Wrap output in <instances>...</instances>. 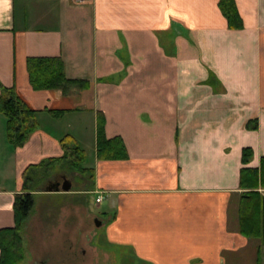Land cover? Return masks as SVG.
I'll list each match as a JSON object with an SVG mask.
<instances>
[{"label": "crops", "instance_id": "crops-1", "mask_svg": "<svg viewBox=\"0 0 264 264\" xmlns=\"http://www.w3.org/2000/svg\"><path fill=\"white\" fill-rule=\"evenodd\" d=\"M234 1L238 29L218 0H0V86H14L40 123L15 148L0 114V228L14 225L24 169L60 157L68 135L93 178L54 171L34 192L39 214L64 203L97 221L90 204H104L109 218L97 217L99 225L131 245L139 264L239 260L250 239L231 224L228 206L241 192L242 149H252L248 167L264 156V0ZM27 57H60L67 78L89 85L68 95L34 90ZM98 116L106 138L122 139L126 159L96 157ZM62 179L68 191L46 190ZM36 233H44L37 223L27 262L44 264Z\"/></svg>", "mask_w": 264, "mask_h": 264}, {"label": "trees", "instance_id": "trees-1", "mask_svg": "<svg viewBox=\"0 0 264 264\" xmlns=\"http://www.w3.org/2000/svg\"><path fill=\"white\" fill-rule=\"evenodd\" d=\"M218 8L232 29L242 27V19L234 0H218ZM28 80L34 90L61 89L68 95L72 90L87 88V80L69 79L60 57H27ZM54 118L61 117L64 110H48ZM0 114L5 116L6 136L13 147H22L30 135L40 127L38 111L29 107L18 95L14 86H0ZM96 134V157L100 160H121L128 157L125 145L118 136L106 138L103 119L98 116ZM248 128H255L256 121H249ZM62 149L60 157L42 160L28 165L22 173V191L15 194L13 201L14 225L0 228V264H20L25 257L22 228L34 205V192L43 190L48 177L63 170L81 178H93L92 168L85 166L86 154L68 135L59 139ZM252 158V149L244 147L241 161L244 165L239 173V193L236 206L237 230L250 240H258L255 264H262L264 246V156L258 167L245 166ZM92 182V181H91Z\"/></svg>", "mask_w": 264, "mask_h": 264}, {"label": "rangeland", "instance_id": "rangeland-1", "mask_svg": "<svg viewBox=\"0 0 264 264\" xmlns=\"http://www.w3.org/2000/svg\"><path fill=\"white\" fill-rule=\"evenodd\" d=\"M43 205L42 197L36 196L31 209L34 216L28 224L26 222L29 220H26L22 229L26 257L20 264H29L27 261L31 260L29 259L31 252L29 236L32 235L33 224L36 226V223L44 229V233H36V244L44 249L43 253H36L43 256L44 264H139L140 261L134 256L131 245L118 244L109 237L107 226L99 225L100 219L97 217L103 220L109 218L108 214H103V211L107 212L104 204L100 209L94 203L90 204L97 221L94 218L91 219L92 216L86 215L82 210L80 211V208L73 209L69 204L64 203L48 206L43 213L39 214ZM236 206L237 199L234 198L228 206L233 225H237ZM37 214L43 217L42 220H37ZM258 245V240H250L242 257L233 264H255ZM261 248L262 264H264V246ZM34 261L41 264L35 257ZM141 264L149 263L141 261Z\"/></svg>", "mask_w": 264, "mask_h": 264}, {"label": "water", "instance_id": "water-1", "mask_svg": "<svg viewBox=\"0 0 264 264\" xmlns=\"http://www.w3.org/2000/svg\"><path fill=\"white\" fill-rule=\"evenodd\" d=\"M71 187V182L68 179H64L63 182L60 184L59 182L53 184L52 186H48L46 188L47 191H59V190H63V191H68Z\"/></svg>", "mask_w": 264, "mask_h": 264}, {"label": "built area", "instance_id": "built-area-1", "mask_svg": "<svg viewBox=\"0 0 264 264\" xmlns=\"http://www.w3.org/2000/svg\"><path fill=\"white\" fill-rule=\"evenodd\" d=\"M72 2H74V3H82V2H84V0H72ZM260 191L264 194V189H260ZM103 195H102V193H99L98 194V196L96 197V202H100V201H102L103 200Z\"/></svg>", "mask_w": 264, "mask_h": 264}, {"label": "flooded vegetation", "instance_id": "flooded-vegetation-1", "mask_svg": "<svg viewBox=\"0 0 264 264\" xmlns=\"http://www.w3.org/2000/svg\"><path fill=\"white\" fill-rule=\"evenodd\" d=\"M57 182H59V183L61 184V183L63 182V179H62L61 181L56 180L55 183H57ZM55 183H54V184H55Z\"/></svg>", "mask_w": 264, "mask_h": 264}]
</instances>
